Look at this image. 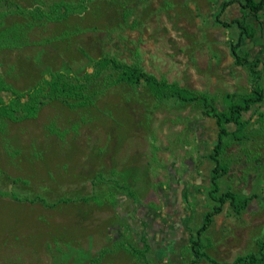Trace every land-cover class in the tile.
Instances as JSON below:
<instances>
[{
  "label": "rangeland",
  "instance_id": "374dc122",
  "mask_svg": "<svg viewBox=\"0 0 264 264\" xmlns=\"http://www.w3.org/2000/svg\"><path fill=\"white\" fill-rule=\"evenodd\" d=\"M59 1L79 0H0L2 37H17L0 46V78L12 87L30 89L54 71L81 76L111 55L226 109L249 92V71L230 50L237 23L220 22L234 19L256 29L238 52L262 59L264 80V12L247 14L241 0H86L82 10L51 19L15 10L48 12ZM96 80L86 104L54 99L35 117L0 116V264H228L237 257L264 264V104L244 114L243 136L224 137L218 155L226 172L214 195L232 192L246 206L235 211L226 200L201 232L200 258L192 262L190 239L217 204L210 170L200 173L198 195L186 194L187 224L174 242L158 248L152 223L167 214L160 191L170 174L188 162L198 167L213 152L216 122L200 103ZM131 198L149 207L131 209ZM174 216L180 224L185 218Z\"/></svg>",
  "mask_w": 264,
  "mask_h": 264
},
{
  "label": "trees",
  "instance_id": "16d2710c",
  "mask_svg": "<svg viewBox=\"0 0 264 264\" xmlns=\"http://www.w3.org/2000/svg\"><path fill=\"white\" fill-rule=\"evenodd\" d=\"M85 1L79 0L76 4L65 1L55 2L49 7L48 12L41 11L39 8H36V10L25 9L17 5L15 10L20 13H29L35 19L42 17L51 19L57 13L66 16L82 10L85 8ZM231 3L233 1H227L224 6ZM238 3L242 10L255 18H258L259 14L264 12V0H241ZM220 22L226 27L231 26L233 22L237 23L239 28L238 40L236 43L230 44V50L235 63L246 66L249 71V92L242 95L239 100L230 101L226 109H222L214 98L205 92L182 86L177 82H170L164 77L158 78L154 74L145 71L139 61L126 63L111 55H104L95 59L91 64V71H86L81 76L64 71H54L49 74L48 79L40 81L26 90L16 89L0 78V116L11 120L35 117L45 102L54 99L62 100L73 106L86 104L90 100L88 94L89 84L94 79H97L95 81L97 84L102 79L104 81L121 82L130 86L143 84L156 99L175 97L188 104L200 103L206 116L212 118L218 126V141L213 152L209 154V157L215 162L211 169L210 182L213 187L209 194L217 204H214L211 209L204 213L203 222L196 232V239H190V248L195 258L192 262H196L200 258L198 246L200 245L199 236L201 232L209 228L213 216L221 212L226 200H229L235 211H239L246 206L247 199L238 202L237 196L232 192H223L218 196L214 195V192L218 189L217 178L226 172L225 168L221 167L218 155L224 149V137L232 135L235 139L240 140L243 136V129L250 120L245 118L244 114L249 111L254 112L256 107L264 104L262 59L238 52V47L244 39H251L255 36V27L239 19ZM5 31H0V46L16 43V36L2 37ZM229 124L233 125L235 129L229 130L227 127ZM144 259L147 260L145 256ZM228 264H252V261H245L241 257H237Z\"/></svg>",
  "mask_w": 264,
  "mask_h": 264
},
{
  "label": "crops",
  "instance_id": "0c3cea01",
  "mask_svg": "<svg viewBox=\"0 0 264 264\" xmlns=\"http://www.w3.org/2000/svg\"><path fill=\"white\" fill-rule=\"evenodd\" d=\"M204 128L207 129V126L205 125ZM198 154L200 155V152ZM198 163H200L198 167L194 166L192 162H188L185 169H177L173 174H170V181L167 186L166 184L162 186L163 189L160 191V195H162L161 203L162 206L166 207L167 214L161 218L159 217V219H153V223L150 221V224L152 223L155 228L152 234L158 248H162L168 242H174L176 236L180 233V229L186 227L187 221L185 219L187 213H189L186 194L192 190L194 195H198L197 188L201 185L203 178L200 173L206 169L211 171L214 166L213 160L209 155L203 157L202 160H198ZM190 186L194 187V189H191ZM127 204L131 209L137 207V211H140L142 207H149L146 204L137 203L133 198ZM144 213L140 215L146 217V222H148L150 219ZM176 213H181L185 217L181 220V224L174 216Z\"/></svg>",
  "mask_w": 264,
  "mask_h": 264
}]
</instances>
